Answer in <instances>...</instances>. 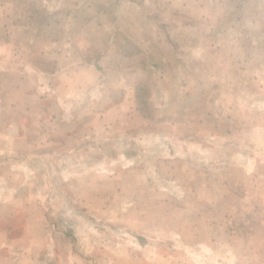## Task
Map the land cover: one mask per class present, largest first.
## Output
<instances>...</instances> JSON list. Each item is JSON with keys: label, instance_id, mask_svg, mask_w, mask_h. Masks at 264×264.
<instances>
[{"label": "rangeland", "instance_id": "1", "mask_svg": "<svg viewBox=\"0 0 264 264\" xmlns=\"http://www.w3.org/2000/svg\"><path fill=\"white\" fill-rule=\"evenodd\" d=\"M0 264H264V0H0Z\"/></svg>", "mask_w": 264, "mask_h": 264}]
</instances>
